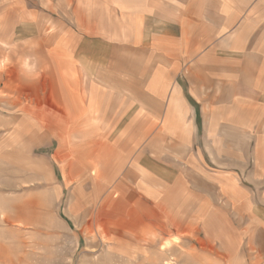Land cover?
I'll return each instance as SVG.
<instances>
[{"label":"crops","instance_id":"1","mask_svg":"<svg viewBox=\"0 0 264 264\" xmlns=\"http://www.w3.org/2000/svg\"><path fill=\"white\" fill-rule=\"evenodd\" d=\"M84 2L49 51L50 111L75 130L63 172H111L132 222L164 234L214 211L217 186L264 211V0Z\"/></svg>","mask_w":264,"mask_h":264},{"label":"rangeland","instance_id":"2","mask_svg":"<svg viewBox=\"0 0 264 264\" xmlns=\"http://www.w3.org/2000/svg\"><path fill=\"white\" fill-rule=\"evenodd\" d=\"M84 1L109 14V0ZM79 3L0 0V264H264V211L226 207L221 186L214 211L164 234L132 222L111 172H63L75 130L50 111L49 51L67 38L56 13Z\"/></svg>","mask_w":264,"mask_h":264}]
</instances>
